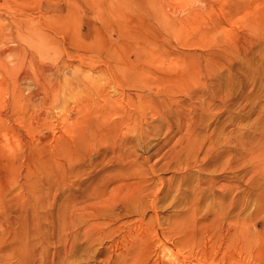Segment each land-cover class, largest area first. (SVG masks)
<instances>
[{
	"label": "rangeland",
	"instance_id": "1",
	"mask_svg": "<svg viewBox=\"0 0 264 264\" xmlns=\"http://www.w3.org/2000/svg\"><path fill=\"white\" fill-rule=\"evenodd\" d=\"M0 264H264V0H0Z\"/></svg>",
	"mask_w": 264,
	"mask_h": 264
}]
</instances>
